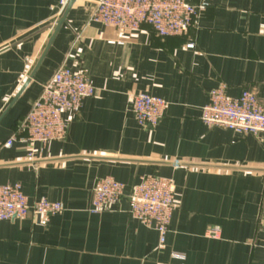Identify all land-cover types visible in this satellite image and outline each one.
Masks as SVG:
<instances>
[{"label": "crops", "instance_id": "obj_1", "mask_svg": "<svg viewBox=\"0 0 264 264\" xmlns=\"http://www.w3.org/2000/svg\"><path fill=\"white\" fill-rule=\"evenodd\" d=\"M60 1L0 0V185L63 208L44 227L31 215L0 222V264H263L264 134L199 117L221 84L228 97L250 90L264 103V0H209L196 28L163 39L145 26L126 36L90 22L98 0ZM60 67L85 74L95 95L63 115L62 141L3 148ZM139 93L167 103L154 128L128 113ZM148 175L174 187L161 248L128 212L131 189ZM105 177L124 194L91 214L92 188Z\"/></svg>", "mask_w": 264, "mask_h": 264}, {"label": "built area", "instance_id": "obj_2", "mask_svg": "<svg viewBox=\"0 0 264 264\" xmlns=\"http://www.w3.org/2000/svg\"><path fill=\"white\" fill-rule=\"evenodd\" d=\"M69 1L61 0V9ZM208 6L209 0H199L197 4H192L190 0H98L94 3L90 22L113 28L126 36L145 26L161 39L179 37L196 28ZM186 49L193 50L194 44H188ZM95 93L85 74L60 67L42 86L38 98L17 125L16 133L6 140L3 148L9 149L14 143L43 147L62 141L68 128L63 115L76 114L83 101L92 98ZM166 106L162 98L139 93L129 97L127 110L139 128L148 130L157 126ZM199 119L205 126L237 135L264 134V103L250 90H242L233 98L228 97L226 86L221 84L209 93ZM28 153L32 155V152ZM123 194V184L109 177L98 179L92 188L90 213H103L116 205ZM128 206L131 218L154 230L159 247H163L174 209L172 182L157 175L142 177L131 189ZM62 209L60 203L44 198L29 203L18 184L0 185V222L31 215L38 225L44 227ZM259 231L264 237V221L260 223ZM209 235L216 236L217 230H211Z\"/></svg>", "mask_w": 264, "mask_h": 264}, {"label": "water", "instance_id": "obj_3", "mask_svg": "<svg viewBox=\"0 0 264 264\" xmlns=\"http://www.w3.org/2000/svg\"><path fill=\"white\" fill-rule=\"evenodd\" d=\"M74 2V0H70V2H69V5H68V8H70L71 7V5H72V3ZM67 8V9H68ZM63 19L64 18H62L59 22H58V24H57V28L62 24V22H63ZM28 80L23 84V86L21 87V89L19 90V92H18V94L17 95H20L21 93H22V91L24 90V88L28 85Z\"/></svg>", "mask_w": 264, "mask_h": 264}]
</instances>
